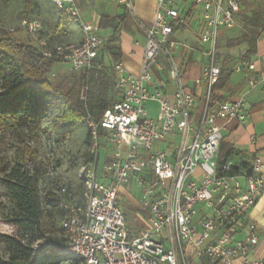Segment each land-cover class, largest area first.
<instances>
[{
    "label": "built area",
    "instance_id": "2783aa9c",
    "mask_svg": "<svg viewBox=\"0 0 264 264\" xmlns=\"http://www.w3.org/2000/svg\"><path fill=\"white\" fill-rule=\"evenodd\" d=\"M131 8L130 0H118ZM157 0L153 20L144 27L138 74L112 63L118 99L98 122L89 115L90 163L81 169V191L75 198L62 188L58 207L64 245L57 255L78 264H264L257 257L264 218L254 221L250 211L264 196V157L254 154L247 172H232V163H218L223 130L230 121L245 124L250 107L244 95L225 98L217 87L222 64L217 52L219 28L235 25L237 0ZM77 23L78 43L51 46L42 23L24 17L22 29L45 58L81 74L80 99L85 101L88 73L106 40L97 24L86 21L76 0H51ZM186 7L198 9V41L206 61L190 89L174 54L181 43L174 38L188 25ZM13 31V29H10ZM264 33V25L262 28ZM165 58L167 69L158 62ZM240 58L232 67L245 77L248 89L258 88L264 106V61ZM162 80L171 81L168 94ZM101 129L103 135L99 134ZM110 148V161L97 169L101 141ZM250 143H258L256 134ZM106 149V148H105ZM131 180L148 213V226L130 237L118 205L119 188ZM118 256V258H116Z\"/></svg>",
    "mask_w": 264,
    "mask_h": 264
},
{
    "label": "trees",
    "instance_id": "16d2710c",
    "mask_svg": "<svg viewBox=\"0 0 264 264\" xmlns=\"http://www.w3.org/2000/svg\"><path fill=\"white\" fill-rule=\"evenodd\" d=\"M29 2L26 0V9ZM24 13L26 11L20 14ZM62 17L67 18L59 11V19ZM259 35L260 31L243 35L249 44L247 54L243 57L247 58L253 52ZM115 37L109 38L104 47H108ZM110 51L114 60H117L115 52ZM96 61L100 62V59ZM55 63L53 59L45 58L35 45L16 39L1 29L0 133L1 130L18 135L21 132H37L46 107L54 100L52 96L63 99L57 122L71 129L85 123L88 115L98 122L103 111L118 99L112 68L108 70L102 65L89 71L87 95L83 101L77 85L65 89L49 79ZM223 82L224 79L220 77L217 87ZM99 134L103 135L101 129ZM86 143L90 145L89 133ZM13 146L11 157L0 152V186L13 204L9 221L15 229L12 235L0 234L8 250L7 256L0 258V264H59L57 260L44 258V255L54 254L61 261L66 260L57 255L64 245L58 235L60 228L52 227L44 218L49 217L55 209H59L62 217V210L58 207L60 197L50 192L42 197L39 193L38 181L43 170L37 160V149L23 138ZM232 153L234 149L231 146L219 153L218 163H225ZM109 161L107 156L104 162ZM232 172H239V166H232ZM78 261L71 259L68 264H78Z\"/></svg>",
    "mask_w": 264,
    "mask_h": 264
},
{
    "label": "crops",
    "instance_id": "0c3cea01",
    "mask_svg": "<svg viewBox=\"0 0 264 264\" xmlns=\"http://www.w3.org/2000/svg\"><path fill=\"white\" fill-rule=\"evenodd\" d=\"M76 1L79 5L82 18L97 24L106 42L109 38L114 37V35L116 36L115 40L109 43L108 47H103L99 52L98 58L103 67L109 70L113 61H115L114 56L110 53V50H112L116 54L115 59L121 60L128 72L135 75L138 74L143 54L144 27L153 20L157 0H130V9L133 12L134 18L129 21L126 20V12L120 10V5L122 4H120L118 0ZM237 1L239 4V12L234 16L235 27H231V29L228 28L230 31L226 32L220 41L219 39L217 41V52L222 64L221 78L224 79L223 84L218 88L223 96L228 99H236L240 95H244L250 107V118L245 124H240L236 121L227 123L226 128L223 130V138L220 143L219 153L225 151V149L230 146L233 147L234 153L230 155L227 161H230L233 166H239V172H247L250 169L254 154L258 153L264 157V133L256 135L258 138L256 146L252 145L249 140L250 134L254 133L252 130L253 124L259 122L264 123V107L256 109L258 104L263 106V97L258 88L248 89L245 77L241 74L233 73L232 67L238 59L245 58L243 55L247 54L249 44L244 39L243 35L253 31H260V35L256 39L253 52L249 53L247 58L258 60L257 66H260L264 61V33H262V27L264 25V0ZM184 11L188 18V25L184 30L178 31L174 35L175 39L180 38L182 41L175 59L180 65L182 79L190 89H194L193 79L200 76L201 70L205 65L206 56L204 51L206 47L200 45L198 41L200 25L198 9L186 7ZM53 13L54 16H56L54 18V26L56 27L54 37L47 35L46 31L48 32V27L45 23L42 24L44 35L48 38L49 44L53 46L59 43H78L81 40V32L77 23L67 18L69 21L71 20L75 23V27H71L68 21H61L59 19V11L55 7ZM234 30L241 31L240 39L243 42V51L235 57H233L234 54L230 49H227V42L231 38L230 32ZM24 35L27 34L23 31L19 37L23 38L25 37ZM231 57L233 58L230 59ZM161 82L165 85L166 92L171 94L173 88L169 89L167 87L168 81L162 80ZM238 145L242 147H238ZM233 155L236 157L234 161H232V159H234V157H232ZM123 186L122 190L127 191L131 188L132 190L130 193L134 191L136 195L135 198L137 199L126 192L129 198L127 201L129 206L128 209L133 215L134 223H136L137 210H144L140 203L138 188L133 180ZM121 197L123 196L119 193V199H121ZM249 218L256 222L264 218V196L250 211ZM129 232L131 233L130 230ZM262 236H260L257 246V257H262L264 255V241H261Z\"/></svg>",
    "mask_w": 264,
    "mask_h": 264
},
{
    "label": "rangeland",
    "instance_id": "374dc122",
    "mask_svg": "<svg viewBox=\"0 0 264 264\" xmlns=\"http://www.w3.org/2000/svg\"><path fill=\"white\" fill-rule=\"evenodd\" d=\"M193 0H186L181 2V6H188ZM54 7L51 0H30L29 6L26 9V0H0V31L5 30L12 37L23 40L27 43L33 44V41L28 35L20 38L19 36L23 32L19 28V21L24 17H32L38 19L42 24L45 23L48 27L47 35L54 37L56 27L54 26ZM120 10L126 12V20H132L134 18L133 12L130 8H125L124 5H120ZM26 11L24 14L21 12ZM68 21L71 27H75V23L67 18L62 17L61 21ZM116 22V21H115ZM124 23V22H123ZM233 26L232 28H234ZM13 29V31H10ZM231 29V28H230ZM228 28H219V41L223 38L226 32H229ZM240 30H234L230 32V39L227 42V49L234 54L233 57L240 54L243 51V42L240 39ZM44 35V32L42 31ZM52 34V36H51ZM46 36V35H45ZM180 43V38H177ZM176 55L174 54V57ZM231 57L230 59H232ZM176 58V57H175ZM229 59V60H230ZM158 62L163 66L164 74H166V61L165 58L160 55ZM49 79L56 84L62 85L63 88L68 89L71 85L78 86V92L80 91L81 74L69 69L66 65L56 62L49 73ZM168 88H173L174 84L169 81ZM53 97V102L46 107V111L42 116L40 129L37 132H10L9 130H1L0 133V152L2 154L12 156L15 144L18 143L20 138L28 142L31 146L35 147L38 151V162L41 165L43 174L39 178L38 187L39 193L43 197L46 193L50 192L60 197V191L62 188L66 189V196L73 198L77 197L81 191V182L79 174L81 169L90 163L89 159V144L86 143L88 137V128L85 123L78 126L76 129L64 127L57 122V118L62 112L63 99ZM261 104H258L256 109H261ZM253 132L256 135L264 133V123L253 124ZM238 147H242L238 145ZM106 148V149H105ZM110 153V148L105 145L104 140L101 141V149L99 151V161L97 163V169L99 170L103 164L104 157ZM234 161L236 157L233 155ZM2 175H0V178ZM124 186L119 188V193L123 197L119 199V207L124 215L126 227L131 231L130 237L138 235V233L147 227V212L146 209H138L136 213V223H134L133 215L129 211L127 201L129 200L127 193L132 190H122ZM131 194V195H130ZM129 195L135 198V193L132 191ZM137 199V198H135ZM13 204L6 195L4 189L0 186V234L12 235L15 232L14 226L9 219L11 218V210ZM45 222L52 227L58 229L61 220V212L59 209H55L49 217L44 218ZM142 226V227H141ZM60 236V231L58 232ZM261 241H264V234L261 237ZM7 246L2 239H0V258L7 256ZM45 259L57 260L59 264H68L69 261L56 258L54 254L44 255ZM118 258V256H116Z\"/></svg>",
    "mask_w": 264,
    "mask_h": 264
}]
</instances>
